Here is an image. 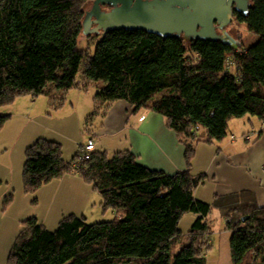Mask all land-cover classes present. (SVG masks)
<instances>
[{"label": "trees", "instance_id": "obj_1", "mask_svg": "<svg viewBox=\"0 0 264 264\" xmlns=\"http://www.w3.org/2000/svg\"><path fill=\"white\" fill-rule=\"evenodd\" d=\"M90 1L0 0V106L22 95L46 94L57 108L65 97L53 89L96 86L90 118L117 101L128 102L133 113L149 109L163 115L184 145L187 168L168 174L139 163L129 150L113 156L95 150L74 168L78 154L66 161L60 143L39 138L27 148L25 191L35 194L77 173L116 216L90 224L70 214L55 231L29 217L7 264H207L206 218L213 207L232 232L233 264H264V206L249 191L217 196L212 203L197 199L195 189L205 176L191 170L195 145L223 140L230 120H264V0H250L247 14H234L235 22L258 37L241 50L219 40L185 42L143 30L86 35L82 22ZM93 35L101 38L90 56L79 39ZM9 118L0 115V130ZM189 212L198 216L185 239L179 223Z\"/></svg>", "mask_w": 264, "mask_h": 264}, {"label": "crops", "instance_id": "obj_2", "mask_svg": "<svg viewBox=\"0 0 264 264\" xmlns=\"http://www.w3.org/2000/svg\"><path fill=\"white\" fill-rule=\"evenodd\" d=\"M83 91L76 87L63 93L53 89L52 94L55 96L64 95L65 101L71 100V104L74 105L73 99L78 103ZM27 95L30 96L17 97L15 102L18 99H23L21 102L28 106L29 111H33L36 105L47 104L50 106V99L46 94L36 98L31 94ZM98 121V126L89 130L88 138V140L92 138L95 141L96 151H103L111 156L109 154L129 150L136 155L139 163L153 169L163 170L168 174H174L187 168L184 145L178 140L175 132L168 127L163 115L149 109L133 113L128 102L117 101ZM249 131L260 133L251 137L250 140H243L241 136L248 134ZM231 136L236 138L232 139ZM37 138L39 136L34 133L27 135L20 144V147H23L22 149L19 147L21 151L33 144ZM18 139L20 141L21 137L18 136ZM13 142L15 141L11 135L9 144ZM204 144L215 145V148L211 146L205 147V149L201 147L200 143L197 145L191 170L195 174L202 173L205 177L204 181L195 189L196 198L212 203L217 196L249 191L255 196L258 205L264 206V128H262V121L251 115L234 118L230 120L228 134L223 140ZM200 147L203 150L202 160L204 157V163L197 164ZM13 184H19L18 174H14ZM95 192L93 185L81 176H77L76 173L54 179L37 191L39 203L49 200L50 209L47 214L38 215L36 218L39 223L49 229L48 224L49 226L52 223L59 224L66 215L62 218L49 216L52 207L59 200L62 204L66 203L72 208L70 214L85 217V209L92 203L93 197L96 195ZM27 212L28 209L21 212L16 217L17 222L25 219ZM115 216L114 212L113 218Z\"/></svg>", "mask_w": 264, "mask_h": 264}, {"label": "rangeland", "instance_id": "obj_3", "mask_svg": "<svg viewBox=\"0 0 264 264\" xmlns=\"http://www.w3.org/2000/svg\"><path fill=\"white\" fill-rule=\"evenodd\" d=\"M91 3L92 1L84 6L85 10L90 7ZM226 31L235 38L234 40L236 42H240L244 46L254 43L258 39L257 36L248 30L246 24L232 22L227 26ZM95 36L93 35L92 38L88 39L83 37L79 39L80 48H86L90 56L94 55L96 43L101 38V35ZM237 46L239 48L237 50H241V45L233 43L234 48ZM84 66L85 63L83 62L80 72L84 70ZM99 85H103V82L100 81ZM97 90L98 88L96 86L91 85L87 91H83L78 103L73 99L74 105H72L71 100H67L57 108L43 104L36 105L33 111H29L28 106L21 102L23 99H18L16 102L14 100L15 103L12 102L11 104L0 106V115H10V118L0 130V264L8 263L10 252L21 232L23 222L29 217L47 214L50 209L49 200L39 203L37 192L35 194L29 193L24 189L23 172L27 148L21 151L23 148L20 147L22 140L27 135L29 136V134L33 133L36 136L38 135L39 138L54 139L53 141H57L62 145L64 159L71 162L72 158L78 154L80 144L87 143L90 129L98 126V120L102 116L99 113L90 118L94 111V96ZM25 96L30 95H22L19 97L23 98ZM27 102L29 103V101ZM9 122L11 123L10 125ZM249 133H252V135L255 133L256 135L254 131H249ZM11 135L15 142L9 144V137ZM244 135L241 138L246 140ZM18 136L21 137L20 141ZM200 144L203 148H209L211 146L215 148V145ZM197 145H195L196 151ZM201 147L198 151L199 162L197 164L204 163V157L202 160V155L204 156V154L202 153L203 150H201ZM109 155L113 156V154ZM14 174H18L19 184H13ZM77 176L79 175L77 174ZM95 191L96 195L93 197L92 203L85 209L87 223L91 224L99 221L112 220L114 211L110 208H104L101 193L97 189ZM23 205L24 207L22 208ZM25 209H28V212L25 214V219L17 222L16 217ZM71 211L72 208L70 206L66 203L62 204L59 200L52 207L49 216L62 218L64 215L70 214ZM197 216L193 212L186 213L182 216L179 229L185 239L188 238L187 236ZM206 219L211 229L209 236L211 248L205 252L207 264H233L230 248L232 232L228 230L227 220L222 215L220 209L215 207L211 209ZM47 226L50 227V229L46 227L48 230L55 231L58 224L52 223L50 226L49 224ZM11 234L15 235L13 236Z\"/></svg>", "mask_w": 264, "mask_h": 264}, {"label": "water", "instance_id": "obj_4", "mask_svg": "<svg viewBox=\"0 0 264 264\" xmlns=\"http://www.w3.org/2000/svg\"><path fill=\"white\" fill-rule=\"evenodd\" d=\"M250 4V0H93L83 18V33L143 30L179 36L185 42L207 39L232 45L235 40L226 28L235 22V12L247 14ZM104 5L111 9L103 10Z\"/></svg>", "mask_w": 264, "mask_h": 264}, {"label": "built area", "instance_id": "obj_5", "mask_svg": "<svg viewBox=\"0 0 264 264\" xmlns=\"http://www.w3.org/2000/svg\"><path fill=\"white\" fill-rule=\"evenodd\" d=\"M235 43L238 45H241L240 42L235 41ZM263 126H264V120L262 121V127ZM259 133L260 132H258L256 134L258 135ZM253 135H255V133H253ZM253 135H252V133H248V134L244 135V138L248 140ZM231 137H232V139L236 138L235 136H231ZM95 147H96V144L92 138L89 139L86 144L80 145L79 152H78V155H77V158L74 162L73 167L77 168L80 163H82L83 161L89 160L91 158L92 153L95 151Z\"/></svg>", "mask_w": 264, "mask_h": 264}, {"label": "flooded vegetation", "instance_id": "obj_6", "mask_svg": "<svg viewBox=\"0 0 264 264\" xmlns=\"http://www.w3.org/2000/svg\"><path fill=\"white\" fill-rule=\"evenodd\" d=\"M91 8H92V3H91V5H90V7H89L88 9H86V11L90 10ZM102 9H103V10H110V9H111V6L104 5V6H102ZM86 11H85V12H86ZM95 25H96V24L93 23V24L91 25V28H93Z\"/></svg>", "mask_w": 264, "mask_h": 264}, {"label": "bare ground", "instance_id": "obj_7", "mask_svg": "<svg viewBox=\"0 0 264 264\" xmlns=\"http://www.w3.org/2000/svg\"><path fill=\"white\" fill-rule=\"evenodd\" d=\"M234 38V37H233ZM235 39V38H234ZM80 148V147H79ZM79 152V151H78Z\"/></svg>", "mask_w": 264, "mask_h": 264}]
</instances>
